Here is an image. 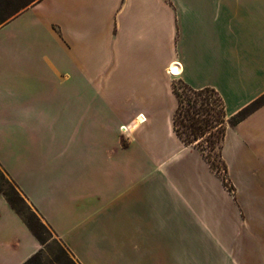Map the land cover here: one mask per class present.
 Masks as SVG:
<instances>
[{
	"label": "crops",
	"instance_id": "obj_1",
	"mask_svg": "<svg viewBox=\"0 0 264 264\" xmlns=\"http://www.w3.org/2000/svg\"><path fill=\"white\" fill-rule=\"evenodd\" d=\"M264 95V0H40L0 26V166L78 264H264V103L232 194L174 129V82ZM43 249L0 192V264Z\"/></svg>",
	"mask_w": 264,
	"mask_h": 264
},
{
	"label": "trees",
	"instance_id": "obj_2",
	"mask_svg": "<svg viewBox=\"0 0 264 264\" xmlns=\"http://www.w3.org/2000/svg\"><path fill=\"white\" fill-rule=\"evenodd\" d=\"M40 0H0V26L17 16L29 6ZM178 82L183 84V92L178 89ZM174 92L178 105L174 114V129L186 145H193L200 150L211 168L221 178L223 184L234 194L235 188L228 175V166L222 156L225 135L229 126H236L264 103V95L255 100L237 114L229 117L226 103L220 93L213 87L193 88L182 80L174 82ZM219 147L218 160L213 159L207 148L216 150ZM5 171V170H4ZM6 172V171H5ZM0 192L12 208L22 217L24 222L42 243L46 239L39 227L48 226L11 179L9 188L0 182ZM22 204L30 210L31 217L26 214ZM42 250L30 257L24 264L39 261Z\"/></svg>",
	"mask_w": 264,
	"mask_h": 264
},
{
	"label": "rangeland",
	"instance_id": "obj_3",
	"mask_svg": "<svg viewBox=\"0 0 264 264\" xmlns=\"http://www.w3.org/2000/svg\"><path fill=\"white\" fill-rule=\"evenodd\" d=\"M178 89L180 90V92H183V84L181 82H178ZM219 150V147L216 148V150L207 148V151L211 154L212 158L216 160H218ZM0 182L7 188H9V183H11V178L1 166ZM234 188V193H236L235 185ZM21 206L24 207L26 214L31 217L30 210H27L24 204H22ZM31 209L34 210L33 207H31ZM38 228L46 239V243L43 244L40 260H36L32 264H78L69 250L62 243L61 239L55 231H53L49 226H46V229L39 226Z\"/></svg>",
	"mask_w": 264,
	"mask_h": 264
}]
</instances>
